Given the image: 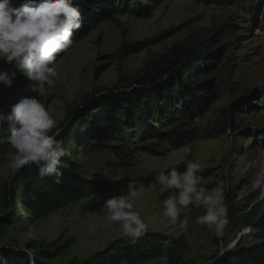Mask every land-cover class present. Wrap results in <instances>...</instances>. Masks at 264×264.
<instances>
[{"label": "rangeland", "instance_id": "1", "mask_svg": "<svg viewBox=\"0 0 264 264\" xmlns=\"http://www.w3.org/2000/svg\"><path fill=\"white\" fill-rule=\"evenodd\" d=\"M150 6L142 15H114L96 27L88 26L85 36H73V46L57 56L58 75L51 94L46 85L28 80L16 67L4 69L15 71L16 76L0 94V111L7 114L22 97L35 96L56 121L53 133L72 111L85 106L73 119L80 121L82 129L86 117L99 121L100 110L117 106V101L106 100L131 94L122 79L131 80L151 59L185 41L200 42L204 50L215 49L194 62L184 77L194 101L208 105L197 114L205 121L203 127L193 124L194 116L180 126L188 133L182 148L142 138L120 152L94 145L80 148L76 156L66 151L79 166V174L89 180L148 182L134 206L149 225L145 234L151 237V245L178 243L174 261L163 259L157 264H215L263 241L255 226L264 213V0H159ZM101 101L105 105L90 112ZM157 101L154 98L148 105L149 116L158 111ZM157 122L149 123L158 128ZM120 144L114 141L110 146ZM184 147L190 149L188 158L202 166L198 175L203 186L223 185L229 223L222 237L196 223L202 209L191 205L181 209L175 225L161 214L162 200L176 193L161 191L155 177L169 166L184 170ZM10 161L9 153L0 155V192L9 183L13 187L20 171L11 169ZM88 202L72 203L50 217L33 219L18 200L15 210L0 211V218L11 213L15 218L0 237V245L24 250L35 242L38 246L31 250L49 264H85L103 254L92 263L103 264L100 260L114 255L115 249L110 248L123 238L119 225L105 219L104 206L92 213L86 210ZM46 252L55 257H46ZM0 264L12 262L2 257Z\"/></svg>", "mask_w": 264, "mask_h": 264}, {"label": "trees", "instance_id": "2", "mask_svg": "<svg viewBox=\"0 0 264 264\" xmlns=\"http://www.w3.org/2000/svg\"><path fill=\"white\" fill-rule=\"evenodd\" d=\"M159 0H74L82 13V26L74 31L73 36H85L90 27H96L99 23L106 21L114 15H142L153 3ZM13 5L19 7L24 0H12ZM40 0H36L39 3ZM215 49L204 50L200 42L185 41L170 48L160 58L147 62L144 70L135 73L131 80L122 79V83L132 89L131 94L119 96V98L107 101L116 103L113 109L100 110L104 102L94 104L89 108L100 110L101 120L93 117L83 120L81 129L80 121L73 122L82 109L72 111L66 120L50 135L62 140L64 147L72 156L79 154L80 148L94 145L95 147H107L120 152L121 147H130L131 142L140 141L142 138L156 139L160 143L167 142L173 149L182 148V139L188 133L179 130L187 118L203 112L208 102L196 103L192 87L186 84L184 77L192 65L198 59L203 60ZM15 67V64H0V70ZM7 86L0 84V94ZM157 101L158 111L149 116L148 105L153 99ZM92 101V100H91ZM166 103L161 107V104ZM169 103V104H168ZM94 107V108H92ZM166 107L168 112L166 111ZM181 108V109H180ZM147 110V111H145ZM167 112V113H166ZM88 115V114H87ZM140 115V116H139ZM158 120L159 127L150 125L149 122ZM155 122V121H154ZM176 126V127H175ZM162 127H173L172 130H164ZM81 129V130H80ZM181 129V128H180ZM81 132H80V131ZM4 134H0L3 136ZM96 141V144L91 142ZM121 143L118 146H110L112 142ZM9 153L7 143L0 144V155ZM65 160L69 167L62 169L61 176L40 178L35 165L25 166L20 169L13 178L16 182L13 187L9 183L0 192V211L15 210L17 201L26 207L33 219L50 217L69 204L89 201L86 205L88 212L96 213L102 209L106 199L113 196L126 194L128 190L127 181L117 183H103L89 180L79 174L80 168L77 163L68 158ZM59 180V183H57ZM137 188L147 187L149 184L145 179L134 182ZM14 214L4 215L0 218V237L14 225ZM256 229L261 234L262 243L245 250L231 253L219 259L215 264H264V213L256 224ZM149 235L142 236L135 246L126 243L125 239L116 242L115 254L103 258V264H157L160 260H173L176 257L178 243L173 241L169 245H151ZM32 242L29 249L37 248ZM109 254V252H108ZM46 257L53 258L55 254L46 252ZM103 254H98L85 264H92L101 259ZM107 255V254H105ZM5 257L12 264H29L28 256L24 250L15 247H3L0 245V260ZM36 264H49L43 262L41 257L36 256Z\"/></svg>", "mask_w": 264, "mask_h": 264}, {"label": "clouds", "instance_id": "3", "mask_svg": "<svg viewBox=\"0 0 264 264\" xmlns=\"http://www.w3.org/2000/svg\"><path fill=\"white\" fill-rule=\"evenodd\" d=\"M81 26L82 13L74 0H40L39 3L24 0L19 7L14 6L12 0H0V61L14 63L28 80L46 85L51 94L58 75L54 66L57 56L73 46V33ZM15 76V71L0 70V84L11 86ZM193 124L200 128L205 121L196 116ZM55 126L56 121L35 96L22 97L11 105L7 114L0 111V133L6 132L0 136V144L9 145V167L19 171L35 165L41 179L61 176V170L69 165L62 159L67 154L63 141L50 135ZM189 156L190 149L184 147L181 160L184 170L169 166L168 171H160L155 177L161 191L174 189L176 193L162 200L161 214L169 225H175L181 209L190 205L202 209L203 214L196 217V223L222 237L229 223L223 185L220 183L210 189L203 186L198 175L202 166ZM141 192L142 186L137 188L130 181L126 194L104 202L105 219L118 224L120 236L132 246L149 227L139 212L134 211ZM187 226L186 222H181V227ZM24 251L29 264H36V254L31 249Z\"/></svg>", "mask_w": 264, "mask_h": 264}, {"label": "bare ground", "instance_id": "4", "mask_svg": "<svg viewBox=\"0 0 264 264\" xmlns=\"http://www.w3.org/2000/svg\"><path fill=\"white\" fill-rule=\"evenodd\" d=\"M259 160H260V158H259ZM263 162V161H262ZM263 172H264V165H263ZM259 183V182H258ZM264 184V183H263ZM264 190V189H263Z\"/></svg>", "mask_w": 264, "mask_h": 264}]
</instances>
